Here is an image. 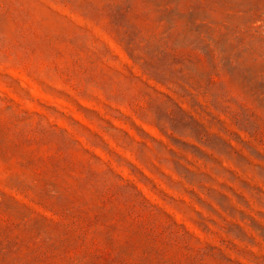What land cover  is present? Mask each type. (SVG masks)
<instances>
[{"label": "rangeland", "instance_id": "374dc122", "mask_svg": "<svg viewBox=\"0 0 264 264\" xmlns=\"http://www.w3.org/2000/svg\"><path fill=\"white\" fill-rule=\"evenodd\" d=\"M0 264H264V0H0Z\"/></svg>", "mask_w": 264, "mask_h": 264}]
</instances>
